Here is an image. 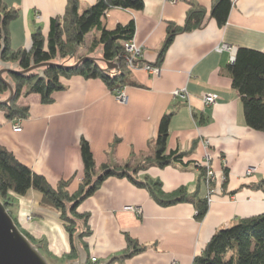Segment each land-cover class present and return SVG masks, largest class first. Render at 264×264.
<instances>
[{
  "label": "crops",
  "instance_id": "crops-1",
  "mask_svg": "<svg viewBox=\"0 0 264 264\" xmlns=\"http://www.w3.org/2000/svg\"><path fill=\"white\" fill-rule=\"evenodd\" d=\"M3 1L19 9L18 17L9 25L13 49H30L32 34L38 28L47 37L51 19L64 15L68 4L67 0ZM95 1L81 0V10ZM232 1L223 26L211 16L214 0H145L139 11L109 10L104 17L107 28L134 20V40L142 46L140 64L131 74L137 85L125 87L126 103L120 102L100 78L76 75L63 78L66 89L54 93L53 103H42L35 93L21 96L18 104L30 108L27 118L8 119L0 110V143L51 184L72 179L71 192L79 188L84 175L82 137L90 142L98 167L111 160L110 145L119 138L112 161L122 164L132 152L138 156L150 152L149 143L156 138L166 113L173 112L168 150L187 152L184 162L191 163L153 166L139 173V179L148 175L160 180L168 193L184 186L190 193L198 190L199 196L206 198L207 182L196 164L211 154L217 185L226 192L213 197L202 219L197 218L193 203L163 206L146 188L127 178L105 180L79 207V211L89 214L92 230L86 239L88 249L81 242L88 255L87 264H105L122 255L128 246L127 234L145 250L111 264H192L217 230L264 213V131L246 124L241 96L227 70L239 47L264 52V0ZM191 2L206 8L203 25L177 34L159 63L169 23L184 25ZM97 37L98 33L91 32L78 56L86 54ZM223 44L234 48L219 51ZM100 50L99 46L90 55L102 57ZM144 63L159 66L160 75H150ZM181 88L187 89L188 101L174 97L173 91ZM210 94L217 95L218 100L207 105L205 97ZM18 123L22 130L15 132ZM250 168L254 172L247 175ZM225 171L228 179L224 184ZM12 196L10 211L20 227L43 244L42 249L51 258L67 264L71 239L60 212L42 204V196L35 189ZM131 207L142 211L138 213Z\"/></svg>",
  "mask_w": 264,
  "mask_h": 264
},
{
  "label": "trees",
  "instance_id": "trees-1",
  "mask_svg": "<svg viewBox=\"0 0 264 264\" xmlns=\"http://www.w3.org/2000/svg\"><path fill=\"white\" fill-rule=\"evenodd\" d=\"M66 12L62 16L51 19L50 30L45 37L41 28L32 34L30 49H13L10 45L9 25L19 15V9L9 7L0 0V58L3 62L19 63L25 70L33 64L54 62L56 64L44 68V75L36 71L30 74H13L11 78L15 85V94L8 104L0 103V110L5 112L8 119H24L29 116V106H20L21 96L39 94L44 104L54 102V93L66 89L63 78L80 75L86 79L100 78L113 92L128 85H137L132 79V69L127 64L125 43L133 40L136 26L134 20L126 25H117L108 29L104 23L106 13L114 8L139 11L145 6V0H96L93 4L81 10V0H67ZM232 0H214L211 16L220 26L227 23L231 11ZM207 10L191 2L184 25L169 23L168 35L160 52L159 63L177 34L200 28L205 20ZM91 32L98 33L88 52L78 56L81 47L86 46L87 37ZM101 47L105 61L119 64L118 71H105V64L86 59L80 64H74L83 57L93 53ZM78 58V59H76ZM76 59L75 63L73 60ZM233 87L239 92L246 124L257 131H264V52L239 47L233 62L227 66ZM8 87L0 77V97H5ZM173 112L166 113L161 118L158 134L150 141V152L139 156L132 152L131 157L120 164L113 160L116 145L120 141L116 138L110 145L108 155L111 160L100 167L94 158L90 142L82 137L80 142L81 156L84 165V175L79 188L75 192L69 190L72 179H61L53 185L43 174L33 171L22 163L15 154L0 143V199L7 209L14 205L12 194L25 195L30 189L41 194L44 205L57 209L61 214L64 226L71 239V251L66 258H77L74 236L79 231L80 222L85 228L80 237L83 247L88 249L86 239L92 235L89 214L79 211L81 203L92 196L105 180L110 177L127 178L138 187L146 188L153 198L163 206L181 202L196 205L197 218L202 219L208 210L207 197L201 198L198 190L190 193L186 187H179L173 192H166L163 183L146 175L139 179L138 174L146 172L153 166L160 168L172 164L188 165L184 162L187 152L168 150L170 123ZM196 166L202 169L205 177L206 170L200 163ZM228 171H225V183ZM11 213V211H10ZM12 215V214H11ZM15 219V218H14ZM15 222L18 224L17 220ZM20 227V226H19ZM31 241L37 243L33 237L20 227ZM127 236L128 246L122 255L116 259L132 257L145 250L137 239ZM42 251V249H41ZM43 253V252H42ZM192 264H264V213L237 220L228 227L217 230L206 244L203 251L195 256Z\"/></svg>",
  "mask_w": 264,
  "mask_h": 264
},
{
  "label": "water",
  "instance_id": "water-1",
  "mask_svg": "<svg viewBox=\"0 0 264 264\" xmlns=\"http://www.w3.org/2000/svg\"><path fill=\"white\" fill-rule=\"evenodd\" d=\"M102 54V50H100ZM92 60L97 64L106 65L105 71H118L119 64L108 62L103 57H98L97 53L87 55L77 61L74 66L81 63L82 60ZM56 64L54 62H44L41 64H33L28 69H21L19 63L3 62L0 58V77L8 87L6 96L0 97V103L8 104L12 101L15 94V85L11 78L13 74H30L36 71L41 76L44 75V68ZM85 228L84 222H80L79 231L74 236L75 248L78 251L76 259L69 260L67 264H87L88 255L81 245L80 237ZM43 244L34 243L25 235L15 222L14 217L0 199V264H50L48 259L42 253ZM115 257L111 258L105 264H111Z\"/></svg>",
  "mask_w": 264,
  "mask_h": 264
},
{
  "label": "built area",
  "instance_id": "built-area-1",
  "mask_svg": "<svg viewBox=\"0 0 264 264\" xmlns=\"http://www.w3.org/2000/svg\"><path fill=\"white\" fill-rule=\"evenodd\" d=\"M171 1H172V3L177 2V0H171ZM39 16L40 15L38 14L37 17H39ZM233 48L234 47H232L228 44H223L221 47H218V50L219 51H223L225 49L231 50ZM125 52H126L127 64L129 66V68L132 70L136 69L140 64V59L142 57V46L139 45L134 39L130 40V41L125 43ZM143 67L146 69V71L150 75H160V73H161V68L157 65L144 63ZM173 95L175 98H178V99L183 100V101L189 100V94H188V91L186 88L176 89L175 91H173ZM116 96H117V99L122 103H126L128 100V96L125 92V88L119 90L116 93ZM217 100H218V97L215 94H210V95H207L205 97V102L207 105L216 103ZM21 130H22V126L19 123L16 124V126L14 127V131L20 132ZM211 161H212V156L210 153H208L206 155L204 161H202L200 163L202 166L205 167V170H206L205 180H206L207 186H208V194H207L208 204L212 202L213 197L217 193H225L226 192L222 186L217 185L218 179H217L215 171L213 170V168L211 166ZM253 172H254V169L250 168L247 170L246 174L251 175ZM223 182L225 184V175L223 177ZM131 209L135 210L138 213H141V211H142L140 208H135V207H131ZM28 219H30V217H28ZM92 261L96 262L97 258L93 257Z\"/></svg>",
  "mask_w": 264,
  "mask_h": 264
},
{
  "label": "rangeland",
  "instance_id": "rangeland-1",
  "mask_svg": "<svg viewBox=\"0 0 264 264\" xmlns=\"http://www.w3.org/2000/svg\"><path fill=\"white\" fill-rule=\"evenodd\" d=\"M83 48H85V47H83ZM84 51V50H83ZM79 54V53H78ZM142 58V57H141ZM141 60V59H140ZM142 65H144V64H142ZM133 71V70H132ZM223 194H225V193H223ZM28 217H30V219H31V216H27V219H28ZM29 219V220H30ZM18 226H20L19 225V223H18ZM42 252H43V254L45 255V257L48 259V261L50 262V264H62L61 262H59L58 260H56V259H53V258H51L45 251H44V249H42Z\"/></svg>",
  "mask_w": 264,
  "mask_h": 264
}]
</instances>
